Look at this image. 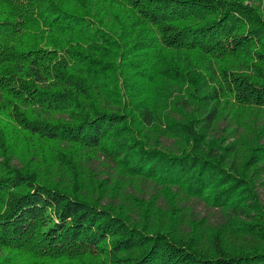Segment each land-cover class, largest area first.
I'll use <instances>...</instances> for the list:
<instances>
[{"label":"trees","instance_id":"trees-1","mask_svg":"<svg viewBox=\"0 0 264 264\" xmlns=\"http://www.w3.org/2000/svg\"><path fill=\"white\" fill-rule=\"evenodd\" d=\"M200 210L207 247L179 231ZM12 256L264 264V0H0Z\"/></svg>","mask_w":264,"mask_h":264},{"label":"rangeland","instance_id":"rangeland-1","mask_svg":"<svg viewBox=\"0 0 264 264\" xmlns=\"http://www.w3.org/2000/svg\"><path fill=\"white\" fill-rule=\"evenodd\" d=\"M150 135L152 136V134L150 133ZM155 138V136H152ZM165 139L163 140L162 138H159L162 143H168L169 147L168 149H176V147H178L180 144V141L178 139H173L170 136H166L165 135ZM157 139V136H156ZM43 164V163H42ZM57 166L53 165L51 167H48L47 169H50L53 173H55V169ZM93 192L96 194V191L93 190ZM201 212V210H200ZM199 217H201L200 221H196L194 218H190L189 215L187 217L186 220V225H182L179 228V231L184 234V235H188L190 234H194L197 238H198V243H199V247H207L210 243V239H211V235L213 232L212 228H216L219 223L214 220V217H211L209 214H205L204 212L199 213ZM14 257V263L15 264H22L23 262H25L23 257L20 256H12ZM1 260V257H0ZM64 264H74V263H70V262H65Z\"/></svg>","mask_w":264,"mask_h":264}]
</instances>
